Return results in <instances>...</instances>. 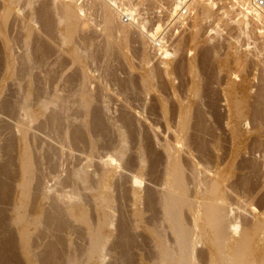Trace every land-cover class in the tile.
I'll list each match as a JSON object with an SVG mask.
<instances>
[{"label":"bare ground","instance_id":"1","mask_svg":"<svg viewBox=\"0 0 264 264\" xmlns=\"http://www.w3.org/2000/svg\"><path fill=\"white\" fill-rule=\"evenodd\" d=\"M144 1L0 0V63L7 80L14 82L18 87L19 97L17 104L11 106L4 104L6 105L4 109L7 111H3L6 115L9 114L8 111L12 113L9 116L14 114L18 123L12 131L13 138L8 137L12 139L9 140L10 143L5 147L0 145L5 149H3L4 154L7 153V157L9 156L8 161L2 164L0 172L2 171V174L8 178L13 175L14 158L11 153L17 140L19 180L15 186L17 195L11 227L17 234L15 241H18V253L25 260V264H93V261L98 264H109V259L113 255L110 252L114 249L119 250L123 259L129 258L125 253L126 247L133 245V248L134 241L132 240V244L126 239L120 243H112V240H115L118 234L125 235V238L128 235L124 229V226L127 228L128 220L123 217L120 219L118 205L121 202L118 194L114 195V187L118 188L122 179L124 182L125 177H122L119 168L122 167L121 165H128L129 159L128 161L125 159L128 158L127 154L134 143L133 123L125 114L117 115L115 120L112 119L113 122H110L111 120L108 122L111 117L108 116L109 101V104H106V96L99 91L97 96L99 100L103 99V102L94 106L93 95L87 85L92 79L91 68H97L99 73L102 69V77L109 78L113 80L112 82L116 81L117 85L122 87L132 84V79L127 80V77L126 80L125 77L119 80L113 66L124 60L128 62L127 54L125 55L124 52L126 48L128 49L129 41L134 40L139 49L142 68L139 70L143 72L139 80L143 89L147 91L151 90V86L154 87L152 84L157 68L158 71H163L170 81L171 77L173 80L177 74L183 80L188 79L187 92H185L187 99L182 107H179L174 139L172 142L166 141L161 144L162 146L160 145L165 151L167 164L161 179L162 189L157 197L159 207L161 206L162 209L160 226L155 224L147 226L145 217L143 216L145 220L142 218L144 211L140 204H143L144 198L140 193L142 191L143 196L145 191L142 188V173L133 175L131 179L132 188H130L134 207L142 209L135 211L132 229H145L153 240L155 256L151 264H264L262 215L252 214V219L251 217L248 219L250 210L240 212V204L237 206L238 204L235 205L231 200L235 195L264 196V6L251 8L250 0H227L235 5L238 11L235 10L238 17L234 16V22L231 20L230 23L232 5L229 11L230 3L221 0L228 5L222 4L227 8L222 7L225 11L219 19L221 25H218L219 20L214 24L218 25V29L219 26H223L221 30L224 33L230 32L228 40L222 37L226 35H218L219 32L209 33L210 28L208 32L203 30V26L209 20L208 16L213 18L211 5L214 0H160L156 12L149 16H145ZM124 13L128 16V18L124 16L125 23L119 21ZM163 15L168 17L167 21L163 18L167 23L162 20ZM160 20L163 21L164 30L162 29L159 36H156L153 27ZM204 21L206 22L203 25ZM183 25L188 27L189 33L186 35H188L189 49L184 50L188 53L186 58L181 60L177 57L181 56L179 49L183 51L184 44L181 43L185 40L174 44L172 42L174 35L168 36L173 31L170 30L172 27ZM218 29L215 28L214 31ZM156 37L161 39L162 45L159 48L162 49L156 47L153 41ZM150 49L154 55H159L160 60L156 57V61L153 60L154 56L150 55L152 54ZM55 55L57 59L49 62ZM169 55L177 59L175 62L171 56L175 64L171 65L170 69H168L169 64L163 60ZM63 56L67 57L70 66L74 67L72 76L69 75L67 80L63 78V81L66 80L63 89L66 88L67 91L64 93L67 94L48 93L41 85L45 80L50 81L55 68L64 64ZM217 62L218 66L215 65ZM76 75L80 78V83L77 84L76 89H72V85L77 81ZM123 89L126 91L125 88ZM127 93L129 95L130 92ZM131 95L133 96L132 93ZM209 116L215 118V129L209 123ZM79 117L84 120L87 118L86 121L90 119V123L86 124L80 120L78 123ZM90 126L106 135L115 133L117 136L116 142L110 145L113 156L109 158L112 160L108 158L110 161L102 165L101 162L105 161V158L102 160L101 157L102 159L99 160L98 156L96 157L100 161H97L100 163L99 166H102L99 167L100 170H97V162L94 164L92 160L96 154L94 150L96 141L93 137L88 139L86 135L83 136L85 129ZM33 129L41 131L44 135L47 134L45 136H49L50 140L54 139L59 145L58 150L45 145L46 150H43L45 152L38 154L36 148L34 149L36 146L33 145L34 139L31 135ZM69 130H71L69 132L72 134L71 138L69 134L67 135ZM170 130L173 131V128ZM193 131L200 132L202 136L195 139L197 137ZM211 134L215 139L210 143L212 144L210 150H214L215 155L206 149L204 140L206 135L213 136ZM140 143L134 148L139 149L137 166L138 171L143 172L148 168L143 161L144 157L153 153L147 148L144 149L142 144L140 146ZM82 146L87 150H85L86 158L78 165L70 162L67 170L60 171L62 163L74 159L70 153L69 156L64 155L63 149L74 150ZM194 149L207 161L208 166L213 164L210 175L192 161L188 167L187 163H184L182 154H186L188 150L192 152ZM143 151L145 156L141 157ZM63 160L66 161L61 163ZM185 166L190 170H185ZM48 177L53 179L55 191L44 185ZM6 180L10 179L6 178ZM5 182L0 186L1 202L11 199L13 194H9L11 186ZM67 186H70L71 190L63 191ZM35 191L38 194L34 193ZM89 199L93 202V208L88 204ZM151 199L149 196V200ZM263 201H261L262 206ZM30 202H36L35 206ZM28 203L34 206V211L31 212L30 209L31 213H26ZM258 204L257 206L255 204L257 208ZM235 206L240 213L235 212ZM196 209L200 211L199 216L195 215ZM242 209L240 208L241 211ZM93 210L97 216L95 222L90 216ZM188 212L194 214L189 224L185 217ZM245 213L249 216L246 217ZM121 220L127 222L123 225ZM143 220L146 225L143 224ZM70 221L77 224L76 227L85 229L87 244H84L87 247L83 252L79 250L78 254L71 245V240L66 243L63 240L68 248L73 247L66 254L61 253L59 239L51 244L46 241L47 244L36 246L37 240L50 239L55 235L53 232L64 230L67 224L69 226ZM3 231L0 233L2 234L0 264H14V240ZM260 242H262L261 249L258 248ZM200 244L207 247L206 254L197 251V246ZM129 248L130 251L131 247Z\"/></svg>","mask_w":264,"mask_h":264},{"label":"rangeland","instance_id":"2","mask_svg":"<svg viewBox=\"0 0 264 264\" xmlns=\"http://www.w3.org/2000/svg\"><path fill=\"white\" fill-rule=\"evenodd\" d=\"M132 1H136V0H132ZM224 1H227V0H224ZM224 1H221V0H214V1H212V5H211L212 9L211 10H213V12L211 11V13L214 14V15L210 14V15L213 16V18L208 16V19L209 20H207V23L206 24H205L206 21H204L203 25L204 24L205 25L203 26V30H207L205 32H208L209 30H211V31H209V33H211V32H217L218 33L219 32L218 35L219 34H224L226 36H223L222 35V37H224V38L225 37L226 38L228 37L230 39L229 35H231V34H229L230 32L229 33L226 32V31H228L227 29H225L226 30L225 31L226 33H224V31L221 30V28L223 26L222 27L219 26L220 28L218 29V25H221L219 19L222 16L221 14H223V12L225 11V10L222 9V7H223L222 4L226 3ZM228 3H230V4L228 5ZM228 3H226V4L229 6L228 7V10H229V8L231 7L230 5H232V4H231L230 1ZM159 5H160V0H145L144 3H143V8L146 9V10L145 9L144 10L147 13V14L145 13V16L146 15L149 16L151 13L156 12L157 6H159ZM234 6L232 5V11H231V9L229 10V11H231L232 14L229 15L230 12L228 13L229 18H231L229 20L230 23H231V20H232V22H234L235 17L236 18L238 17V15H237V12L238 11L236 10L237 7L235 8ZM223 8H225V6ZM234 12H236V14ZM228 15L226 14V16H228ZM124 16H126V13H124V15H121L120 16V18H119V21L120 22H124V23L126 22V19L124 20ZM126 17L128 18V16H126ZM163 18L165 20L166 17H164V15H163L162 20H163ZM162 20L158 21L154 25L155 27H153V29L155 31V34L157 33L156 36L157 35L159 36V33L158 32L164 30L163 29L164 28V24H163V21L164 20L163 21ZM167 20H168V17L166 18V21ZM217 20H219L218 21L219 22L218 25L214 24V23H216ZM127 21H128V19H127ZM166 21H164V23H167ZM159 22L162 23V24H160ZM183 26H184V28H183ZM183 26H181V27L180 26L172 27L170 30L171 31L173 30V31H172V33H169V36H168V37H170L171 34H172L171 36L174 35L173 36V41H172L174 44L176 42H182V41L185 40L184 42L181 43V45L184 44L183 45V48H182L183 51H181V49H179L180 50L179 55H181V56H178L177 57L178 54L175 55V57H177V59L180 58L181 60L186 58L188 52L185 53V51H187L189 49V44H188V41H187L188 40L187 39L188 38V35H186V34L189 33V32H187V30H188L187 28L188 27H186V25H183ZM178 27L181 28V29H179ZM215 28H217L220 31H218V30H215L214 31ZM171 31H169V32H171ZM227 34H228V36H227ZM98 38H100V36H98ZM159 39L160 38H158V37H156V38L153 39L156 47L158 46V48L162 45V42H160L161 39L160 40ZM132 41H129L130 42V43H128L129 46H127L128 49L126 48V50H125L126 52H124L125 55L127 54L126 57L128 59V62H127V60H124L123 62L120 63V64H122V66L120 64L113 66V67H115V69L117 71V72L116 71L115 72L118 75L119 80L124 79V77H125L124 80H126V77H127V80L128 79L129 80L132 79V81H133L132 84L128 85L127 87H122L120 85H117V82L116 81L112 82L113 80H111V79L106 78V77L103 76L106 80L107 79L111 80V81H109V80L106 81V80H104V78L101 75L102 74V69H100V73H99V71L97 70V68H93L95 72L91 68L90 71H92V73H93V74L90 73L92 79H91V81L89 80L90 82H88L89 84L87 85L89 92L93 95L92 103L93 102L95 103L94 106L95 105L96 106L97 105H100L101 104L100 103L101 101L103 102V99H101V97H100L101 100H99V97L97 96V93L99 94V91H102L104 93V95L106 96V98H107L106 99L107 100L106 101V104H109L110 103V105H107V107L109 106L108 107V116L111 115L112 118L109 117L110 119H108V122H109V120H111L110 122H113L115 120V118L118 117L117 115H120V114H123L124 115L125 114L126 116H128L129 118H131L132 123H133L132 126L134 128V134H133L134 135V138H133L134 139L133 140L134 143H133V145L129 149V152H128L129 154H127V157L128 158L125 159L127 161L129 159V161L131 163V166H130L129 161H128V165H126L127 164V161L125 163V165L127 167L124 166V165H121L122 167L119 168V172H120V174L122 175L123 178L125 177L124 178V182H123V179H122V181H120V182H121V184L122 183L123 184L121 185L119 183L121 186L118 184V186H119L118 188H116L117 186L114 187V195L117 196V194H118V197H119L120 202H121L120 203L118 201V204L120 203L118 205V209H119V213H120L119 214L120 219H122V217H123V219L128 220V223H126L127 224V228H125L126 226H124V229H125L126 233H128V235H127V238H125V235L118 234L117 237H116V239L115 240L114 239L112 240V243H114V242L120 243L121 241H123L124 239H126V241L128 240L129 243L130 242L132 243V240H133L134 241L133 243H135L134 244L135 246L132 248V246H133L132 244L133 243L130 244V245H132V246H129V247H131V250L130 251H129L130 248L128 246L126 247L125 253H126L127 257L129 256V258H126V259H123L122 258V256L120 255L119 250L114 249L113 251H111L110 253H112L113 255L109 259V261H110L109 264H114V263L115 264H151V262H152V260H153V258L155 256V246H154L153 240L151 239L150 235H148V232H146L145 229H142V228L141 229L138 228L137 230L136 229H132V226L134 225L133 222L135 221V219H134L135 218V211H137V209H139V211L140 210L142 211V209H141V207L140 208L137 207L136 209L134 207L133 197H132V194H131V188H132L131 179H132V176L133 175H139L140 173H142V175H141L143 177V178L141 177L142 178V181H143L142 182L143 183L142 188H144V190H145V191H143V196H142V191L140 193L141 194V197L144 198L143 204L142 203L140 204V205H142V208H143V211H144L143 212V215H142V218L144 219V217H145L147 226L150 225V224L151 225L152 224L153 225L155 224V225H159L160 226L161 221L159 219L162 218L161 217L162 216V209H161V206L159 207L160 204L157 201V197H158L159 191L162 189V187H161L162 186L161 185L162 180L161 179L163 178V175H164L163 173L165 171V166L167 165L166 164V154H165V151L162 149L161 146L163 145L162 143H165L166 141H168V142H170V141L172 142L173 141V139H174V129L176 127L177 120H178L179 107H182L183 102L187 99V93H185V92H187V87H188L187 80L188 79L186 80V78H185V80H186V82H185V80H183V78H181V76H179V74H177V75L174 76L175 78L173 77V80H172V77H171V81H170L169 78L167 77V75L163 71H161V70L158 71V68H157L156 73H155L156 75H154V79L155 80H154V82L152 84V85H154V87L151 86L152 87V88H150L151 90H147V91L145 89H143V86L141 85V81H140L143 72L140 71V70H142V68H141V65H140V63H141L140 61L141 60L139 59L140 58V55H138L139 54L138 53V50L139 49L136 46V44L134 43L135 41L134 40H132ZM169 41H167V43H170ZM137 45L139 46V44H137ZM168 45L170 46V44H167V46ZM136 48H137V50H136ZM158 48H156V49L157 50L162 49V48H159V49ZM17 50L19 51V49H17ZM150 53H152V50L151 49H150ZM175 53H177V51ZM150 55L152 57L154 56L153 57V60H155V61H156V58L159 59L158 58L159 55L157 56V55H154L153 53L150 54ZM59 56H61V55L59 54ZM171 56L169 55L168 57H165L163 59V60H165L169 64L168 69H170V66L171 65L173 66L175 64L176 60H177V59H175V57L172 56L174 58L173 59ZM170 57H171V59H170ZM63 58H64V60H63L64 61L63 62L64 64L61 67H59V68H55L56 70L52 69V70H54L52 72V74H51L52 75V79L50 81L49 80H45V81H47V83L44 81V83L41 85L42 88H44L43 90H45L48 93H54V92H56V93L63 94V95H66L67 94V92L64 93V91H67V90H66V88H64L65 89L64 90L63 87L65 86V83H66L65 81L67 80L68 76L69 75L72 76V74L74 73V69H73L74 67L70 66L71 64H70V62H69V60H68L67 57L65 58V56H63ZM56 59H57V56L56 55L55 56H52L50 58V61L49 62H53ZM172 59H173V61L175 60V62H173ZM66 60H68V62ZM153 60H151V61H153ZM171 62H173V63H171ZM123 63H124V65H123ZM0 64H1V66H0V93H1L0 94V131H2V133L0 132V145H3V147H5L8 143H10L9 140H12V139H9V138H11L10 136H12V138H13L12 131H13L14 127L17 125L16 123H18V121H16L17 118H14L15 117V116H13L14 114L11 115V116H9L10 114H12L9 111L7 112L9 114L6 115L5 112L7 110L4 109V108H5L6 105L7 106L8 105L11 106L13 104H17V102L19 101L17 99L19 97H18V89H17L18 87L15 85L14 82H12L10 80H7L6 74H5V72L3 71V68H2V63H0ZM153 64H155L154 61H153ZM119 65H120V67H119ZM157 65H158V63L156 64V66ZM215 65L218 66V62L215 63ZM118 68H119V70H118ZM161 72H163V73H161ZM98 73L100 74V76L98 75ZM53 74H54V77H53ZM77 75H76V78H77L76 79L77 80L76 82H78V83L74 82L75 84L72 85V89H76L78 87L77 84L79 85V83H80L79 82L80 81V78H78ZM177 76H178V78H177ZM63 78H65L66 80L63 81L64 80ZM174 79H176V80H174ZM114 83H116V85ZM116 86L117 87L119 86L120 88H117ZM123 88H125V89L126 88H129L131 90L130 91L129 89H126L127 92H130L129 95H128V93ZM118 90H120V91H118ZM124 91H125V93H124ZM148 91H150V92H148ZM120 92L121 93L123 92L124 94H121ZM131 93L133 94V96L131 95ZM95 96H96V98H94ZM8 99H9V101H8ZM108 101H109V103H108ZM4 104H6V105L4 106ZM164 105H165V107H163ZM217 106L219 108V105H217ZM86 119L87 118H85V120H84V118L82 119L81 117H79V119L77 121H78V123H79V120H80L81 122L84 121L86 124H89L90 123L89 122L90 119L88 118L89 120H87V121H86ZM112 119H114V120H112ZM208 120H209L210 125H212V127L215 129V127H216L215 126V123H214L215 118L213 119V116H209ZM77 121H76V123H77ZM192 123H193V120H192ZM4 126H6V127H4ZM5 128H7V129H5ZM89 128H86L85 129L84 133L86 131L87 132L85 134L83 133V136L86 135L87 138L89 137L88 139H91L93 137L94 140L96 141V148L94 149L96 151V154H94V158L95 159L92 158V160L94 161L93 163L95 164L97 161L100 162L99 161L100 160L99 158L102 157L103 159L102 158L101 159L104 160V158H105V161L101 162V164L102 165L104 163L106 164L108 161H110V160H108V158L111 157V155H112L111 153H113L112 150H111L112 146H110V145H112V143H115L116 142L117 136H115V133L114 134H108V135H106L104 133H101L100 131H96V129L92 128L91 126ZM172 128H173V131L170 130ZM92 129L95 131V133H94V131ZM70 131L71 130H69L68 133H67V135L69 134L68 135L69 138H71V136H72V134L69 133ZM193 133H194L195 137H197V138L194 137L195 139H199V136L200 137L202 136V134L200 132H198V131H196V133L193 131ZM103 134H104V136H103ZM31 135L33 136L32 139H34L33 145L36 146V147H34V149L36 148L35 150H36V152L38 154L41 155L42 153H44L45 151H43V150H46L45 148H46L47 145L50 146V147H53L52 148L53 150L54 149H57L58 150L57 147L59 145H57V142L54 139H53L54 140L53 141L52 138L50 140V137L49 136H45L47 134L44 135V134H42L41 131H37V130L33 129L31 131ZM211 135H213V134H211ZM86 137H85V139H86ZM214 139H215L214 138V135L213 136L206 135L204 137L205 145H207L206 146V149H208L212 154L214 153V150L213 149H212L213 151L210 150L211 149V146H212V144H210V143H212V141ZM97 140H99V141H97ZM206 140H208V142ZM4 142H6V144ZM17 142L18 141L15 140L14 147H13V150H12V153H11L12 158L15 159V160L13 159V165H12V169L14 170L13 171L14 172L13 175H11L8 178V177H5L4 174H2V171L0 172V175H1L0 176V186L5 181H8V182H5V183H7V184L9 183L10 186H11L9 194L10 193H13L12 196H11L12 197L11 199L8 197L9 199H7L6 202L5 201H3V202L0 201V226H1L0 233L4 230L3 233L9 234V236L12 237L13 240H14V244H15V248H14V251H13V253L15 254L14 256L16 257L19 254L16 258L14 256H12V258L14 257V261H15L14 264H25L26 263L25 260L20 256L21 254L18 253L19 252L18 246H17L18 245V241H15V240H17V234L15 233L16 231L14 232L15 229H13L11 227V221L13 219V210H14V206L16 205V195H17L15 186H16L18 180H19V178H18L19 177L18 176L19 175V172H17L18 171L17 170L18 169L17 157H18V154H19V142L18 143ZM97 143H99V144H97ZM138 143H140V146L143 145L142 147L144 149L147 148V150H149V152L153 153L152 155L149 153L151 157L148 156V154L146 155L147 156L146 157L145 156V151H143V155L141 157H144L145 156L144 157L145 159H143V161H144V163L146 162V166L148 167V168H145V171L143 170V172H140V170L138 171L139 168L137 166V163L139 161V159H138L139 156L138 155L140 153H139V149L137 150L135 148L137 147V145L139 146ZM155 145H158V146L161 145V146L158 147V146H155ZM208 146H209V148H208ZM3 147H0V149L2 148L1 151H0V170H1L2 164L4 165L8 161L7 158L9 157V156L7 157V155H6L7 153L4 154V151H3L4 148ZM47 148H49V147H47ZM84 148H85V146L76 148L77 150L73 148L74 150L70 149L71 151L68 148H65L67 151L65 149H63V154L64 155H66V156L68 155L69 156V153H70V155L72 157H74V159H72L70 161H67L66 163H62V162H65L66 160L65 161L64 160L61 161L62 165L60 166V171L61 170L62 171L67 170L68 167H69L70 162L78 165L81 162V160L83 161L84 158H86L85 153H87L86 152L87 151L86 148L85 149ZM81 149H82V151H81ZM95 151H94V153H95ZM106 155H108V156H106ZM182 155H183L184 163L185 164L187 163L186 164L187 167H188V165L191 164L190 162L192 161L196 165H199L200 168H202V169L204 168L205 170L204 169L203 170L206 171L207 175H210L211 170H213L212 169L213 164H212V166L211 165L208 166V163H206L207 161H205L204 158L202 159L200 153L197 150H195V149L192 150V152H191V150H188V152L186 154L183 153ZM213 155H215V153ZM148 158H149V160H148ZM188 158L191 159V160H188ZM109 159H111V158H109ZM137 159H138V161H137ZM74 160H76V161H74ZM163 161H164V163H163ZM211 161L213 162V160H211ZM98 162L96 163V167H98L97 170H100L99 167L101 168L102 166H99L100 163H98ZM63 167H64V169H63ZM186 168H185V170H188L189 169V168H187V169ZM97 173H99V172H97ZM187 173L189 174L190 172H187ZM49 176H51V175H49ZM6 178L7 179H10V180H6ZM52 178H53V175H52ZM52 178L51 177H48L47 179H45L44 185L47 188H50L51 190H54L55 191L56 190V188L54 186L55 183H54V181H53ZM160 180H161V182H160ZM64 189H63V191H66L67 192V191H70L71 190V187L70 186H67ZM122 189H123V192H121ZM145 192L149 194V195L147 194L148 197H146V193ZM34 193L38 194L37 191H35ZM122 194L123 195L125 194L124 195L125 198H123L124 196ZM149 196H150V199L151 198H153V199L149 200ZM232 197H233V199L235 198L234 201L231 198L232 202L235 205L238 204L237 206H239V204H240L239 207L241 209L244 206L243 207L244 209H242V211L239 208V211L240 212H243V210H245L244 212H248L250 210V212H248L250 214V216L248 214L249 217L246 215L247 213L244 214L246 217H248V219H250V217L252 219V216L254 214H260V215H262L263 221H264V203H263V206L261 204V201H263L262 199H264V196H260V195H258V196L257 195H254V196H251V195H243V196L242 195H237L236 196L235 195V197L234 196H232ZM259 200H261V201H259ZM34 201H36V200H34ZM241 201H242V204H241ZM36 202H34V203L30 202V203H32L35 206ZM145 202H147V203H145ZM92 203L93 202L91 201V199H89L88 200V204H90L92 206V208H93V204ZM255 204H256V206H257V204L259 206L261 205L262 206V207L260 206L261 209L259 208V206L257 208L255 206ZM33 205L31 206V204L28 203V207L29 206L30 207L29 208L27 207L26 213H31L32 212L33 207H34ZM232 207H234V206H232ZM30 209H31V212H30ZM123 209H124V211H123ZM133 209H135V210H133ZM234 209L236 210L235 211L236 213L239 212V211H237L238 210V207L235 206ZM27 211H29V212H27ZM188 213L185 214V217L187 218V221H189L187 224L191 223L190 218H193V216H194V214H192V212L189 213V214ZM189 215H191V216H189ZM195 215H198V216L200 215L199 209H196L195 210ZM90 216L92 218V221L95 222V220H96L95 217H97V216H96L94 210L92 211V214L90 213ZM124 216L125 217L128 216V217L125 218ZM129 218H130V220H129ZM126 220H123V221L121 220L123 222V225H124L125 222H127ZM144 220H143V222H144ZM68 223H69V221H68ZM146 223L144 222L143 224L146 225ZM66 226L64 227V230L63 229H60L58 232H53L55 235L52 233L54 236H52L50 239L49 238H47L46 240L43 239V241L40 240V239L37 240L35 242L36 243V246L44 245L45 243L47 244V242L51 244V243L55 242V240H58L59 239L61 241L60 248H62V250L61 249L60 250H61V253L62 254H66L67 251L72 246L75 248V251L78 252V254L80 253V251L83 252L84 249L87 247V245H86L87 244V240H86V237H85V229L82 228V227H80V226L76 227L77 224H73L72 222L69 224V226H67V227ZM130 229H132V230H130ZM135 230H136V232H135ZM1 236H2V234H0V242L2 240V237ZM13 236L15 237V239H14ZM137 237H139V238H137ZM63 240L65 241V243L66 242H69L71 240L70 242H71V245L72 246L70 248H68V246L66 244H64V241ZM84 243H86V244H84ZM82 244H83L84 247L82 246ZM110 245H111V243H110ZM197 247H198V249H197L198 252H202V253L205 252V254H206V248L207 247L205 245H201L200 244ZM258 248L259 249L262 248V242L259 243ZM72 250L74 251V249H72ZM16 251H17V253H16ZM118 253H119V255H118ZM121 258H122V260H121ZM93 264H98V263H96L95 261H93Z\"/></svg>","mask_w":264,"mask_h":264},{"label":"built area","instance_id":"3","mask_svg":"<svg viewBox=\"0 0 264 264\" xmlns=\"http://www.w3.org/2000/svg\"><path fill=\"white\" fill-rule=\"evenodd\" d=\"M249 4H250L251 8H260V7L264 6V0H250ZM161 32L162 31H160L158 33L160 34Z\"/></svg>","mask_w":264,"mask_h":264}]
</instances>
